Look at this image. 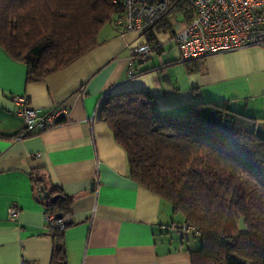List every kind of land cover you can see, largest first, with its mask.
Here are the masks:
<instances>
[{
	"label": "crops",
	"instance_id": "crops-1",
	"mask_svg": "<svg viewBox=\"0 0 264 264\" xmlns=\"http://www.w3.org/2000/svg\"><path fill=\"white\" fill-rule=\"evenodd\" d=\"M117 20L102 28L94 50L41 83L26 84L25 67L0 49V264H51L54 243L33 175L73 199L66 264H192L190 252L201 242L183 234L169 202L129 177L124 150L99 122L108 96L149 91L156 108L174 116L212 102L264 117L262 48L184 63L173 37L155 32L153 55L137 61L136 75L128 77L130 48L147 37L125 33ZM171 23L183 28L179 16ZM16 96L28 97L40 115L64 110L65 124L14 139L25 127ZM13 207L19 216L11 222Z\"/></svg>",
	"mask_w": 264,
	"mask_h": 264
},
{
	"label": "trees",
	"instance_id": "trees-1",
	"mask_svg": "<svg viewBox=\"0 0 264 264\" xmlns=\"http://www.w3.org/2000/svg\"><path fill=\"white\" fill-rule=\"evenodd\" d=\"M122 11L115 0H0V49L25 67L26 84L41 83L94 50ZM155 32L175 35L169 20L144 33L152 45ZM98 119L124 150L129 177L171 204L180 229H199L192 264H264L263 118L212 102L174 116L149 91H127L105 98ZM33 181L45 215L71 213V197L44 177ZM49 230L51 264H66L65 230Z\"/></svg>",
	"mask_w": 264,
	"mask_h": 264
},
{
	"label": "built area",
	"instance_id": "built-area-1",
	"mask_svg": "<svg viewBox=\"0 0 264 264\" xmlns=\"http://www.w3.org/2000/svg\"><path fill=\"white\" fill-rule=\"evenodd\" d=\"M115 3L123 7L115 24L125 33L144 36L157 23L181 17L183 28L175 31L173 41L182 62L248 48L264 50V0H115ZM130 52L127 74L133 77L137 73L136 62L148 60L153 55V45L146 39L132 46ZM14 102L25 126L23 132L14 137L16 140L57 127L64 113L57 109L40 115L26 96H16ZM18 216L19 210L15 207L7 213L11 222ZM45 217L48 225L58 230H66L70 224L67 217L54 214ZM180 230L186 237L200 234L198 228L187 224ZM22 264L29 263L23 261Z\"/></svg>",
	"mask_w": 264,
	"mask_h": 264
},
{
	"label": "rangeland",
	"instance_id": "rangeland-1",
	"mask_svg": "<svg viewBox=\"0 0 264 264\" xmlns=\"http://www.w3.org/2000/svg\"><path fill=\"white\" fill-rule=\"evenodd\" d=\"M118 18H119L118 15L115 16V20H117ZM171 22H172V19H171ZM110 25H111L110 23H107V24L105 25V27L110 28V27H109ZM259 118H263V119H264V117H259ZM259 134L262 135V136H264V123H261V124H260V127H259ZM199 239H200V238L196 239V241H200ZM194 240H195V239H194Z\"/></svg>",
	"mask_w": 264,
	"mask_h": 264
},
{
	"label": "water",
	"instance_id": "water-1",
	"mask_svg": "<svg viewBox=\"0 0 264 264\" xmlns=\"http://www.w3.org/2000/svg\"><path fill=\"white\" fill-rule=\"evenodd\" d=\"M54 199H56V198H54ZM60 217H62V216H60Z\"/></svg>",
	"mask_w": 264,
	"mask_h": 264
}]
</instances>
